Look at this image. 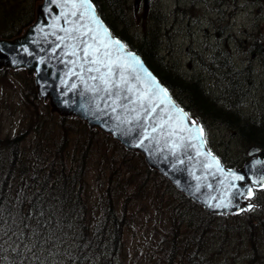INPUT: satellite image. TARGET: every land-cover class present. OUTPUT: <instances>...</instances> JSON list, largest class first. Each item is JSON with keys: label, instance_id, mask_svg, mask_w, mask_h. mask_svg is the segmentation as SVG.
<instances>
[{"label": "trees", "instance_id": "16d2710c", "mask_svg": "<svg viewBox=\"0 0 264 264\" xmlns=\"http://www.w3.org/2000/svg\"><path fill=\"white\" fill-rule=\"evenodd\" d=\"M7 2L10 3L8 10L0 11V35L12 36L20 33L34 20L35 6L32 3L29 8L23 9L17 1ZM94 2L112 32L145 57L176 100L191 114L202 120L205 118L223 123L237 132L246 147L258 145L264 155V114L247 121L243 108L237 110V107H231L230 97L236 93L239 95L238 87L231 88L229 82L223 89L222 96L225 99H213L198 80H189L162 64L157 50L158 37L155 34L143 37L139 28L138 33L132 31L128 36L129 26L134 25L128 15L127 0ZM17 15L16 19L23 26L22 29L18 25L17 28H14V24L11 25V19ZM31 85L33 87V83ZM33 96V101L28 103L33 109L30 116H26L27 130L20 131L14 137H0V207L4 210L6 224L11 223L9 217L19 219L20 215L32 217L25 220L31 227H35L37 220H40L42 239L47 243L43 244L36 255L43 264H218L212 260V249L216 247L215 240L208 238V229L213 221L218 222V218L226 219L228 215L210 214L203 210L158 171L150 169L141 154L127 150L110 135L105 134L108 139L105 148L108 158L102 159L101 153L97 159H89L83 150H87L84 146H87L92 130L83 123L86 131L68 142L72 136L64 131H70L71 123L66 122L64 117L51 114L37 99L34 88ZM88 161L95 166L107 161L100 168V183L96 189L90 188L89 182L85 183L83 179L82 166ZM120 162L132 172H141L143 182L140 180L138 185L127 177V185H124L119 168L116 167ZM240 164L230 163L231 166ZM15 172L16 177L13 174ZM163 184L173 190L166 198L162 192ZM15 186L16 194L10 191ZM132 186L136 191L131 190ZM90 189L96 194L91 193ZM99 190L104 192L100 196ZM123 194H126L128 203L133 201L130 207L127 204L126 208H120L115 203L116 197ZM137 197H141L139 200L145 198L143 206L141 202L137 205L140 209L134 208ZM259 207L255 212L244 213L250 223L244 221V225L239 227L244 229L247 244L242 262L244 264H256V258L259 261L264 258L263 204ZM148 213L152 216L147 217ZM136 216L147 218L143 222H134ZM168 221H171L170 228ZM131 222L151 229V235L141 244L137 242L133 250L129 246V250L135 254L128 258L126 228ZM222 227L224 229L228 226ZM253 229L258 230V244L251 251L248 235L251 236ZM24 236L30 244L33 238L28 229H24ZM21 242L17 241L15 235L4 239L0 250V264H34V257L23 248L13 250V244ZM224 242L225 239L220 245L224 246Z\"/></svg>", "mask_w": 264, "mask_h": 264}, {"label": "rangeland", "instance_id": "374dc122", "mask_svg": "<svg viewBox=\"0 0 264 264\" xmlns=\"http://www.w3.org/2000/svg\"><path fill=\"white\" fill-rule=\"evenodd\" d=\"M7 1L2 0L0 2V11L10 7V3ZM13 1H17L25 9L26 7L29 8L32 3L35 6L39 0ZM239 1L240 6H229L225 11V7L221 6L218 0H212L207 4V7L196 5L182 9H176L175 0H154L146 15H144L143 6L136 9L135 0H127V3L128 15L130 20L132 18V25L136 28L141 27L147 34H155L158 37L157 50L161 52H159L161 61L165 65L180 76H185L189 80H198L213 99H221V101L225 99L222 96L224 95L223 89L229 82L231 88L238 87L240 93L230 97L232 103L230 106L232 108L237 107V110L240 107L243 108L242 111L247 117L246 120L251 121V118L256 119L264 114V0ZM18 15L14 19L12 18L10 22L11 25L14 24V28L18 25L17 27L22 29L23 26L16 19ZM134 27L129 26L127 33L134 32ZM31 83V79L25 73L0 71V137L16 136L21 127L23 131L27 130L26 116H30L33 109L28 104L33 101ZM29 87L31 91H29ZM180 96L183 102L187 104L188 102L183 99V96ZM237 104L238 106H236ZM220 105L222 106V104ZM43 106L49 110L47 106ZM203 119L205 136L217 155L224 158L227 163L237 162L240 164L247 159L246 145L236 131L223 123ZM65 121L71 123L69 126H72L69 128L70 131H64L72 136L69 137L68 142H72L76 136H80L81 132L86 131L83 129V122L79 119L65 117ZM91 130L93 133L90 134L87 146H84L87 150H83L85 156L89 159L90 157L97 159L102 153L101 158L106 160L108 156L105 148L108 139L101 131ZM67 141H65V145ZM106 163L107 161H103L100 166H95L94 163L88 161L85 166H82L83 179L85 183L89 182L90 188L96 189V186H99L100 168ZM116 167L119 168L121 181L124 185H127V177L133 179L138 185L140 180L143 182L141 172L130 171L129 167L122 162ZM4 170L6 169L4 168ZM13 174L16 177V172ZM162 186L164 187L162 192L165 198L172 194V189L167 188L165 184ZM131 190L136 191L134 186ZM10 191L16 194V186ZM90 192L96 194L91 189ZM103 193L99 190V196ZM125 195L116 197L115 203L120 208H126L127 204L130 207L133 202L131 200L128 203ZM140 198L137 197L134 201V208L136 207V209L141 208L137 206L140 202L142 206L144 204L145 198L139 200ZM259 200H261L264 209V192L260 195ZM146 216L152 215L148 213ZM147 217L136 216L134 222H143ZM227 217L226 219H216L218 222L213 221L208 229V237L215 240L216 247V249H212L214 255L212 260L218 264H244L242 262L245 259L247 244L244 229L239 227L244 225V221L249 224L250 220L242 214H228ZM168 222V228H170L171 221ZM222 226L228 227L223 229ZM126 230L128 243L126 255L131 258L135 253H132L128 247L130 246L133 250L137 242L141 244L144 239L150 237L151 229L143 228L139 224L134 225L131 222ZM257 231L253 229L251 236L248 235L251 251L255 248L253 246L258 244ZM223 239H225V245L221 246ZM255 261L256 264H264V258L260 261L259 258H256Z\"/></svg>", "mask_w": 264, "mask_h": 264}, {"label": "water", "instance_id": "95a60500", "mask_svg": "<svg viewBox=\"0 0 264 264\" xmlns=\"http://www.w3.org/2000/svg\"><path fill=\"white\" fill-rule=\"evenodd\" d=\"M91 3L95 7L92 0ZM49 6L48 0L37 4L36 20L25 29L23 34L12 38L0 37V68H26L29 75L35 76L38 96L45 101L49 100L52 112L77 116L86 121L91 128L98 127L105 133L111 134L127 149L142 153L150 168L159 170L179 190L201 204L205 210L224 214L232 211L240 212L243 209L249 210L253 207L254 203L247 201L246 197L249 196V189L253 195V187H264V157L260 155L261 148L250 147L247 152L249 158L241 167H226L207 148L203 130L204 146L200 150L204 153L210 152L219 161L220 168L223 170L220 172L215 166L208 167V164L213 163L211 159L206 155L197 156L195 149L184 148L173 155L165 146L167 137L161 138L159 132L152 133V137L160 139L159 144L155 143V139H145V126L151 124L152 121H145L143 117L137 121L133 119L135 113L124 112L123 109L112 112L111 107L104 106L106 102L110 105L111 101L100 99L102 94L88 91L77 77H66L65 73L71 68L67 61L73 57L63 55L65 52L63 45L56 47L60 44L57 36H62L64 33L52 27L53 18L61 10L52 5L53 11L49 13L47 11ZM95 10L96 15L108 28L96 7ZM59 25L60 27L68 26L63 19L59 21ZM108 30L111 33L109 28ZM54 31L56 35H53ZM111 36L125 46L126 52H131L140 59L144 68L155 77L160 86L167 89L172 102L178 108L183 109L189 117L188 112L177 104L168 88L153 73L144 58L135 51L129 50L119 37L112 33ZM53 48L56 49L55 52ZM65 80L67 83H62ZM72 83H76L77 88L69 90ZM93 83L97 82L88 81L89 85ZM117 115L121 117L120 121L116 120ZM190 120H194L196 126L202 128L196 117ZM148 131L151 132V128H148ZM141 141H143L142 145ZM191 143L198 144L199 142L191 141ZM233 176H243L244 179H233ZM222 202L228 206L220 208L215 206Z\"/></svg>", "mask_w": 264, "mask_h": 264}, {"label": "snow or ice", "instance_id": "6c2138e0", "mask_svg": "<svg viewBox=\"0 0 264 264\" xmlns=\"http://www.w3.org/2000/svg\"><path fill=\"white\" fill-rule=\"evenodd\" d=\"M48 4L49 13L53 11L52 5L61 10L53 18L52 27L64 33L57 36L60 44L56 47L63 45V55L73 57L67 61L71 68L65 73L66 77H77L88 91L102 94L100 99L111 101L110 105L106 102L104 106L111 107L112 112L123 109L124 112L135 113L133 119L137 121L141 120V117L145 121H152L145 126V139H155V143L159 144L160 139L152 137V133L159 132L161 138L167 137L165 146L173 155L181 149L192 148L196 150L197 156L206 155L211 159L213 163L208 164V167L215 166L217 171H223L219 161L210 152L204 153L200 150L204 146L203 129L196 126L195 121L190 120L187 113L172 102L167 89L160 86L155 77L144 68L140 59L131 52H126L125 46L112 38L108 28L96 15L91 0H48ZM61 19L67 27H60ZM53 35H56L55 31ZM55 50L53 48L54 52ZM88 81L97 83L89 85ZM62 83H67V80ZM76 88L77 84L72 83L69 90ZM116 120L120 121L121 117L117 115ZM148 128H151V132ZM186 141L189 143L186 144ZM233 179L242 180L244 177L233 176ZM248 195H252L250 189ZM215 206L220 208L228 205L222 202ZM42 216L41 212L40 217ZM31 218L23 215H20L19 219L9 217L11 223L6 224L4 210L0 207V250L4 239L15 235L17 241L22 242L14 243L13 250L17 247L23 248L34 257V264H43L36 252L47 241L42 239L39 219L35 227L25 223L26 219ZM24 229H28L33 238L30 244L24 236Z\"/></svg>", "mask_w": 264, "mask_h": 264}, {"label": "flooded vegetation", "instance_id": "af4514ba", "mask_svg": "<svg viewBox=\"0 0 264 264\" xmlns=\"http://www.w3.org/2000/svg\"><path fill=\"white\" fill-rule=\"evenodd\" d=\"M136 2H137V6L138 5L140 6L142 1L141 0H136ZM210 2H212V0H175L176 9L189 8L190 6H196V5H200V6L204 5V6L207 7V4L210 3ZM152 3H153V0H151V2L148 4L147 7L143 6L144 15H146L150 11L149 8H151ZM218 3L221 6L225 7V11L227 10V8L229 6H240V1L239 0H218ZM229 9H231V8H229ZM225 11H224V13H225Z\"/></svg>", "mask_w": 264, "mask_h": 264}, {"label": "bare ground", "instance_id": "6f19581e", "mask_svg": "<svg viewBox=\"0 0 264 264\" xmlns=\"http://www.w3.org/2000/svg\"><path fill=\"white\" fill-rule=\"evenodd\" d=\"M197 4H198V3H197ZM202 4H203V3H202ZM203 6H204V5H203ZM154 20H155V19H154ZM152 21H153V20H152ZM154 24H156V23H154ZM226 30H227V29H226ZM228 31H230V30H228ZM177 32H179V31H177ZM246 35H247V34H246ZM232 36H234V35H232ZM233 38H234V37H233ZM231 39H232V38H231ZM201 43H202V42H201ZM203 45H204V44H203ZM153 54H154V53H153ZM225 60H226V59H225ZM226 61H227V60H226ZM220 62H221V61H220ZM224 62H225V61H224ZM225 63H226V62H225ZM228 63H229V62H228ZM213 67H214V66H213ZM217 67H218V66H217ZM223 67H224V66H223ZM227 67H228V66H227ZM228 68H229V67H228ZM230 68H232V67H230ZM212 69H213V68H212ZM215 69H216V68H215ZM239 69H240V68H239ZM216 70H217V69H216ZM236 71H238V70H236ZM237 80H238V79H237ZM238 81H239V80H238ZM83 129H84V127H83ZM83 129H82V130H83ZM105 134H107V135H111V134H109V133H105ZM67 212H68V211H67ZM69 214H70V213H69ZM69 214H68V215H69ZM76 215H77V213H76ZM61 225H62V224H61ZM63 226H64V225H63ZM62 228H63V227H62ZM64 228H65V227H64ZM64 228H63V230H65ZM61 230H62V229H61ZM63 230H62V231H63ZM64 232H65V231H64ZM195 238L198 239L197 237H195ZM208 238H209V237H208ZM202 239H203V238H202ZM54 240H55V239H54ZM206 240H207V239H206ZM206 240H205V241H206ZM57 243H58V242H57ZM16 244H17V243H16ZM15 251H16V250H15ZM43 257H44V256H43Z\"/></svg>", "mask_w": 264, "mask_h": 264}]
</instances>
